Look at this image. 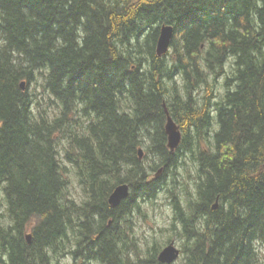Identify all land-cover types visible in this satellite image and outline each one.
<instances>
[{"label": "trees", "instance_id": "obj_1", "mask_svg": "<svg viewBox=\"0 0 264 264\" xmlns=\"http://www.w3.org/2000/svg\"><path fill=\"white\" fill-rule=\"evenodd\" d=\"M164 25L175 28L172 62L156 54ZM179 76L185 99L169 105ZM166 109L183 132L174 153ZM62 144L87 197L79 205ZM182 153L198 164L189 209L201 221L197 229L174 203L183 264H264V0H0V264H53L71 243L81 264H122L118 212L156 199ZM124 183L130 197L111 208ZM157 254L144 264H159Z\"/></svg>", "mask_w": 264, "mask_h": 264}, {"label": "rangeland", "instance_id": "obj_2", "mask_svg": "<svg viewBox=\"0 0 264 264\" xmlns=\"http://www.w3.org/2000/svg\"><path fill=\"white\" fill-rule=\"evenodd\" d=\"M170 50L171 51L169 52L168 59L172 62V60L175 59V57H173L174 48L171 47ZM142 57H146V55H143ZM228 68L229 65L227 64L226 69ZM228 71L230 72V68L228 69ZM225 79L226 76L220 78L219 84L217 85V90L214 91L215 93L225 91ZM215 81L216 78L211 76V78L207 80V83L208 85H213ZM168 84L166 99L168 104L172 105L176 94L181 95V93H183V78L179 76L176 79V83L170 81ZM177 84L179 85V89L173 87V85ZM205 94L206 87L204 85L197 91L196 94L198 106H203L204 103H207V101L204 100ZM182 98L185 99V96H182ZM44 106L52 107V103L47 102L44 104ZM182 106H184V104ZM182 106L176 105L177 109H181ZM51 110L52 109H50L49 111ZM214 110L215 109L213 107L212 112H214ZM78 115L80 114L78 113ZM73 120L75 121L76 119ZM87 122L88 120L84 119L82 122L78 120V125H87ZM210 130L215 132L218 130V126L214 125L210 128ZM212 141L213 139H210V142ZM210 142L203 143L202 148L207 149V147L210 145ZM69 149L70 148L68 145H60L59 157L62 165L65 164L68 166V174L66 176V178L69 180L68 195L71 200H75V202L78 203L77 205H79L83 203L87 199V197L82 187L78 184L76 164H69L66 162L64 153L66 150ZM147 153L148 152L145 151L144 166L145 169H147L149 172L150 180H152L155 176V171L151 169L152 156L149 153L147 155ZM182 155L184 156L182 157ZM156 162L157 160L155 161V163ZM179 162L180 164L176 169L169 170L164 181V190L160 191L156 199L148 201H146L145 199V201H141L139 203V210L137 207L135 209V212L133 213V217H130V219L133 220V224L130 222L131 225L129 227H126L125 229L121 230V233H123L122 239L125 243L122 246L121 255H118V257L122 258V264H144L146 260L152 258V255L154 254L155 250H158V252H160L163 247H165L171 242V240H175L176 246L181 249V251H183V225L182 222L179 220L181 216H179V213H177L174 209L175 202L180 203L183 217H190L195 227L197 229H201V221L194 215V213H192V210L189 209L191 208L190 203L194 204V202H196L199 196L197 191V183L199 178L198 164L194 155L191 153H182L179 157ZM4 197L5 195L3 191V185L0 184V211L3 212H5L6 210V203L4 201ZM72 247V243L71 245H69V248L65 250H62L63 245L59 246L56 252L51 256L50 263L52 262L53 264H56V262H58L59 264H81L80 260L75 261V259H73V256L70 254ZM83 251L84 249L82 250V253ZM183 263L184 253H182V256L175 262V264ZM87 264L107 263L98 260H93L90 263L89 261H87Z\"/></svg>", "mask_w": 264, "mask_h": 264}, {"label": "water", "instance_id": "obj_3", "mask_svg": "<svg viewBox=\"0 0 264 264\" xmlns=\"http://www.w3.org/2000/svg\"><path fill=\"white\" fill-rule=\"evenodd\" d=\"M174 36L175 28L173 26L164 25L160 28L159 38L156 45L158 57H162L168 53L171 41L173 40ZM22 88H24V83L22 84ZM165 129L168 136V146L171 151H174L180 145L182 136L181 132L178 130V127L170 116H168ZM142 153L143 151L140 149V156H142ZM129 195L130 186L128 184H121L114 189L108 199V203L111 207L116 208L123 200L127 199ZM217 208L218 202L214 204L213 210H216ZM28 240L30 241V236H28ZM179 256L180 250L175 246L174 242H172L163 248V250L159 253L158 261L162 264H172L179 258Z\"/></svg>", "mask_w": 264, "mask_h": 264}, {"label": "flooded vegetation", "instance_id": "obj_4", "mask_svg": "<svg viewBox=\"0 0 264 264\" xmlns=\"http://www.w3.org/2000/svg\"><path fill=\"white\" fill-rule=\"evenodd\" d=\"M125 201H127V199L124 200V201H122L120 204L124 203ZM134 212H135V209H130V207H127L125 209H122V210H120L118 212L119 221H118V226H117V232L125 229L126 227H129L131 225V223L133 224V220L130 219V217L131 218L133 217V213ZM120 234H121L120 236L122 238L123 237V233L120 232ZM172 242H174L176 244L175 240H171L170 243H172Z\"/></svg>", "mask_w": 264, "mask_h": 264}, {"label": "bare ground", "instance_id": "obj_5", "mask_svg": "<svg viewBox=\"0 0 264 264\" xmlns=\"http://www.w3.org/2000/svg\"><path fill=\"white\" fill-rule=\"evenodd\" d=\"M171 51V50H170ZM230 60V59H229ZM227 62H228V60H227ZM227 65V64H226ZM225 67V66H224ZM229 69V68H228ZM222 75V74H221ZM222 77V76H221ZM176 78V77H175ZM177 79V78H176Z\"/></svg>", "mask_w": 264, "mask_h": 264}]
</instances>
